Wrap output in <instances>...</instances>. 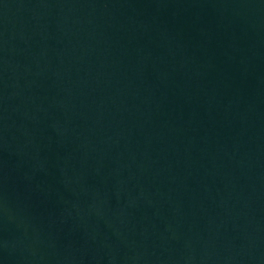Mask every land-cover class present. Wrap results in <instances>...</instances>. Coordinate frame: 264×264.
Returning <instances> with one entry per match:
<instances>
[{
	"label": "water",
	"instance_id": "1",
	"mask_svg": "<svg viewBox=\"0 0 264 264\" xmlns=\"http://www.w3.org/2000/svg\"><path fill=\"white\" fill-rule=\"evenodd\" d=\"M0 264H264V0H0Z\"/></svg>",
	"mask_w": 264,
	"mask_h": 264
}]
</instances>
